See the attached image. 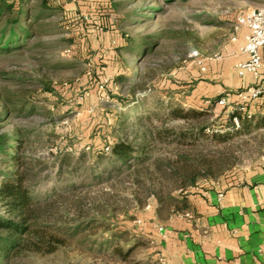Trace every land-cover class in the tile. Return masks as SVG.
I'll return each instance as SVG.
<instances>
[{"label":"rangeland","instance_id":"1","mask_svg":"<svg viewBox=\"0 0 264 264\" xmlns=\"http://www.w3.org/2000/svg\"><path fill=\"white\" fill-rule=\"evenodd\" d=\"M43 1L23 3L30 12L31 23L26 24L30 37L20 49L0 54V113L7 105L12 110L11 101L16 99L33 108L12 113L1 131H29V150L51 167L55 157L50 152L57 146L70 152L73 161L85 150L88 156L81 162L85 168L72 177L78 186L75 198L83 217L95 218L98 225L92 224L85 235L53 254H25L16 264H125L112 245H135L132 258L154 264L158 240L150 231L146 206L155 198L139 207L134 197L143 183L149 184L150 176H156L153 169L124 171L111 181L94 180L98 172L91 163V147L122 134L116 127L122 113L150 115L160 124L171 106L206 104L219 96L222 79L228 77L210 80L211 71L189 64L196 54L204 57L225 50L238 15L264 0H48L51 8L45 9ZM42 10L44 15L38 18ZM112 39L116 44L110 43ZM106 76L111 78L110 99L102 102L95 87ZM235 93L222 94L227 100ZM141 104L144 108H137ZM223 106L219 103L218 109ZM135 128L126 129L129 138ZM237 140L229 149L234 166L252 163L264 154V126ZM152 146L153 159L163 161L175 157L179 149L161 141ZM118 230L126 233L124 238L100 249V243Z\"/></svg>","mask_w":264,"mask_h":264},{"label":"trees","instance_id":"2","mask_svg":"<svg viewBox=\"0 0 264 264\" xmlns=\"http://www.w3.org/2000/svg\"><path fill=\"white\" fill-rule=\"evenodd\" d=\"M25 1L0 0L1 55L20 49L30 37L31 31L26 24L31 23V19L29 10L23 7ZM43 3L44 9L51 8L48 0ZM44 11L38 18H42ZM23 15L27 18L23 19ZM222 98L224 96L220 94L206 104L171 106L164 117L159 116L160 124H156L150 115L129 117L122 113L116 122L122 134L91 147V163L94 172H98L94 180L111 181L124 171L152 168L151 173L156 176H150L149 184L143 183V188L134 192L137 205L144 207L148 198L154 197L158 211L163 215L188 210L189 195L194 188L203 180L218 179L234 166L230 146H234L241 136L250 134L254 127L264 126V105H246L245 110L241 109V104L218 109ZM11 102L12 110L7 105V110L0 113V264H16V260L25 254H53L68 242L85 235L92 224L98 225L95 218L83 217L80 202L75 198L78 186L72 180L74 173L85 168L81 162L88 156L87 152L80 151L77 161H73L70 152L57 146L50 152L55 157L52 168L29 150V131L22 128H16L12 133L1 131L2 123L12 113L20 115L26 109L30 112L33 109L23 100ZM137 108L144 106L141 104ZM136 126L134 136L129 138L126 129ZM158 141L177 146L176 156L165 161L153 159L152 145ZM106 147H109L108 151ZM151 161V166H147ZM47 166L52 170L56 167V170L48 171ZM49 184H53L52 188L44 190ZM61 184H67V187L59 188ZM125 234L120 230L112 232L110 238L100 243V249L123 239ZM112 247L125 264H150V261L132 258L135 245Z\"/></svg>","mask_w":264,"mask_h":264},{"label":"crops","instance_id":"3","mask_svg":"<svg viewBox=\"0 0 264 264\" xmlns=\"http://www.w3.org/2000/svg\"><path fill=\"white\" fill-rule=\"evenodd\" d=\"M262 7L264 3L255 8ZM234 32L225 50L203 57L205 72L211 71L210 80L228 77L222 79L224 84L217 91L237 92L228 94V107L264 105V94L249 101L239 96L241 90L258 82L251 75H238L236 65L246 58L239 51L246 30ZM262 57L264 62V50ZM189 65L201 70L194 60ZM262 72L264 81V67ZM232 75L236 78L232 79ZM189 203L190 208L184 212L191 217L180 215L183 212L161 214L156 199L146 207L150 231L158 240L156 262L165 258L167 264H264V154L252 163L233 166L216 180H203L189 195ZM156 225L163 226L166 237Z\"/></svg>","mask_w":264,"mask_h":264},{"label":"built area","instance_id":"4","mask_svg":"<svg viewBox=\"0 0 264 264\" xmlns=\"http://www.w3.org/2000/svg\"><path fill=\"white\" fill-rule=\"evenodd\" d=\"M245 28L246 32L244 35V43L240 46L239 51L241 54L245 55V60L240 61L237 65L238 75L243 77L246 75H251L257 80V84L249 86L239 92V96L245 101L257 100L264 94V81H261L262 70L264 67L262 50H264V7L250 9L247 12L241 13L238 15L236 22L234 24V31H239ZM113 44H116V41H112ZM70 52V50H67ZM215 58L221 57L220 55L214 56ZM202 71L206 70L204 65L205 58L200 55L194 57ZM111 78L106 76L97 81V88L100 92L101 99L107 101L110 99V95L107 92L108 86L110 84ZM83 98V97H81ZM220 104L227 105L226 98L220 100ZM242 110H245V106L241 107ZM93 111V108L90 109V112ZM238 122L237 118L235 119ZM106 151L109 150V147L105 148ZM147 208L150 207L148 204ZM180 215L185 217H191L189 212L180 213ZM138 223H141L142 220L138 219ZM158 231L162 234L163 237H166L163 226L156 225ZM159 264H167L165 258L159 260Z\"/></svg>","mask_w":264,"mask_h":264}]
</instances>
